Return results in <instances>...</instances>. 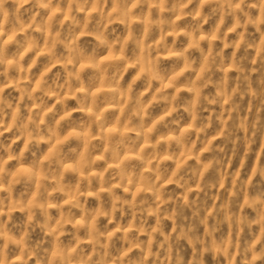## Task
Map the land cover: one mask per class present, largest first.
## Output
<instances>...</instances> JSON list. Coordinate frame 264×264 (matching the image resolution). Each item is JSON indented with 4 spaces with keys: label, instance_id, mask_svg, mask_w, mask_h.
<instances>
[{
    "label": "rangeland",
    "instance_id": "1",
    "mask_svg": "<svg viewBox=\"0 0 264 264\" xmlns=\"http://www.w3.org/2000/svg\"><path fill=\"white\" fill-rule=\"evenodd\" d=\"M0 264H264V0H0Z\"/></svg>",
    "mask_w": 264,
    "mask_h": 264
}]
</instances>
